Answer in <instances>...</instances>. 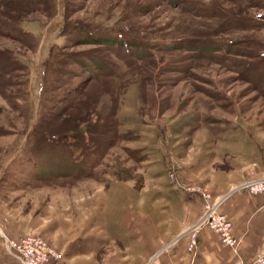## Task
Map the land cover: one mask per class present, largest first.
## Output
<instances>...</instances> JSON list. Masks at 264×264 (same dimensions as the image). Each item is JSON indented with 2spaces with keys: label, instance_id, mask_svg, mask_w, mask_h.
<instances>
[{
  "label": "rangeland",
  "instance_id": "obj_1",
  "mask_svg": "<svg viewBox=\"0 0 264 264\" xmlns=\"http://www.w3.org/2000/svg\"><path fill=\"white\" fill-rule=\"evenodd\" d=\"M263 148L264 0H0V222L48 264H135Z\"/></svg>",
  "mask_w": 264,
  "mask_h": 264
},
{
  "label": "crops",
  "instance_id": "obj_2",
  "mask_svg": "<svg viewBox=\"0 0 264 264\" xmlns=\"http://www.w3.org/2000/svg\"><path fill=\"white\" fill-rule=\"evenodd\" d=\"M234 166H237L236 175L229 172L220 181H204V185L212 195L224 199L220 210L228 214L232 220L233 233L238 238V247L235 252L220 243L219 235L216 232L205 227L199 229L195 250L193 252L187 250L189 228L202 216V199L197 193L189 195L180 192L176 196L182 215L180 228L176 232H161L153 222H148V232L143 233L142 237L139 236L142 240L141 252L133 258L134 263L232 264L237 256L244 260H251L264 253L263 198L260 195L248 194L240 189L241 184L245 181L264 177V151L259 154L258 152L245 153L240 162ZM190 208L192 211H189ZM136 227L138 232L139 228L137 225ZM1 233L12 238L21 236L19 230L0 222ZM0 264H17L14 258L4 251L1 235Z\"/></svg>",
  "mask_w": 264,
  "mask_h": 264
},
{
  "label": "built area",
  "instance_id": "obj_3",
  "mask_svg": "<svg viewBox=\"0 0 264 264\" xmlns=\"http://www.w3.org/2000/svg\"><path fill=\"white\" fill-rule=\"evenodd\" d=\"M240 189H244L252 195H260L264 200V177L247 180L241 184ZM189 190L199 194L202 199L203 212L199 220L189 229L190 239L186 245L187 250L190 252L195 250L199 229L205 227L216 232L221 244L232 248L235 252L238 247V238L233 233L232 220L228 214L220 210L223 199H212L211 193L198 186L189 188ZM0 235L3 239L4 251L11 255L18 264H48L62 256L40 235L24 233L18 238H12L3 233ZM233 264H264V253L251 262L235 259Z\"/></svg>",
  "mask_w": 264,
  "mask_h": 264
},
{
  "label": "trees",
  "instance_id": "obj_4",
  "mask_svg": "<svg viewBox=\"0 0 264 264\" xmlns=\"http://www.w3.org/2000/svg\"><path fill=\"white\" fill-rule=\"evenodd\" d=\"M259 81V80H258Z\"/></svg>",
  "mask_w": 264,
  "mask_h": 264
}]
</instances>
